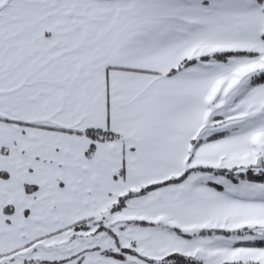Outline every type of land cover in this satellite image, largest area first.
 Returning <instances> with one entry per match:
<instances>
[{
    "label": "snow or ice",
    "instance_id": "obj_1",
    "mask_svg": "<svg viewBox=\"0 0 264 264\" xmlns=\"http://www.w3.org/2000/svg\"><path fill=\"white\" fill-rule=\"evenodd\" d=\"M0 264H264V0H0Z\"/></svg>",
    "mask_w": 264,
    "mask_h": 264
}]
</instances>
